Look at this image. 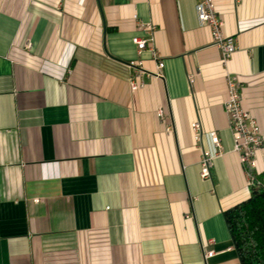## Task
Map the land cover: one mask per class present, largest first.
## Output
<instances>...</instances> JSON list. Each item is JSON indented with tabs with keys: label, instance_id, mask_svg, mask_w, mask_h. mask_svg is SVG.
Masks as SVG:
<instances>
[{
	"label": "crops",
	"instance_id": "0c3cea01",
	"mask_svg": "<svg viewBox=\"0 0 264 264\" xmlns=\"http://www.w3.org/2000/svg\"><path fill=\"white\" fill-rule=\"evenodd\" d=\"M214 2L226 64L197 0H0V264H241L224 212L264 145L243 164L223 105L235 75L264 137V0Z\"/></svg>",
	"mask_w": 264,
	"mask_h": 264
},
{
	"label": "built area",
	"instance_id": "2783aa9c",
	"mask_svg": "<svg viewBox=\"0 0 264 264\" xmlns=\"http://www.w3.org/2000/svg\"><path fill=\"white\" fill-rule=\"evenodd\" d=\"M196 12L201 24L208 25L211 28L212 36L215 44L221 50V62L226 64L233 53L237 49L235 37L228 36L223 31V19L220 17L214 0H197ZM152 22H139V28L145 30L146 37H134L133 41L137 46L139 52L144 49H150L155 57L158 53L154 44V33L156 27ZM142 62L139 60L131 61V67H141ZM165 62L161 59L158 63L157 75L162 76V70ZM190 80H193V75H189ZM228 91L227 98L224 102L225 110L229 116L230 128L234 138V150L239 154L240 160L243 164H247L250 169L257 168V155L260 153L264 145V137L261 127L254 115L242 105L243 89L242 85L235 75L227 76ZM132 90H137L143 82H137L134 79L130 81ZM158 115L164 118L163 110L158 111ZM192 128L195 133V139L201 140L200 124L198 122L192 123ZM213 144L221 148V141L216 131L210 133ZM214 154L207 150L202 149L201 172L200 175L203 179L212 176V168L214 166ZM264 157V156H263ZM251 186H264L254 174L250 173ZM214 255L213 250L206 251L205 258Z\"/></svg>",
	"mask_w": 264,
	"mask_h": 264
},
{
	"label": "trees",
	"instance_id": "16d2710c",
	"mask_svg": "<svg viewBox=\"0 0 264 264\" xmlns=\"http://www.w3.org/2000/svg\"><path fill=\"white\" fill-rule=\"evenodd\" d=\"M252 189L251 197L224 217L241 264H264V186Z\"/></svg>",
	"mask_w": 264,
	"mask_h": 264
}]
</instances>
